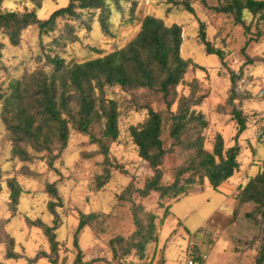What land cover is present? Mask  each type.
I'll list each match as a JSON object with an SVG mask.
<instances>
[{
	"label": "rangeland",
	"instance_id": "1",
	"mask_svg": "<svg viewBox=\"0 0 264 264\" xmlns=\"http://www.w3.org/2000/svg\"><path fill=\"white\" fill-rule=\"evenodd\" d=\"M68 1L41 0L40 9L36 10L37 19H47L53 11L65 7ZM131 1L124 7L123 18L111 10L109 36L103 35L93 23L88 36L80 33L77 42L69 46L66 58L82 63L123 48L136 36L141 21L147 16L161 20L167 27L180 26V55L190 62L184 81L195 80L206 96L199 107L208 122L203 148L211 153L213 140L220 135L224 148L236 144L240 152L239 170L226 183L217 190L205 183L201 192L170 203L161 224L164 208H159L157 196L146 199L134 196L135 204L157 218V241L150 245L143 261L132 258L129 261L131 264H186L188 251L194 249L206 254L207 260L203 264H256L258 234L243 218L250 207L242 208L236 215L233 212L237 187L253 177L264 162V22L259 23L258 29L252 24L250 34H244L230 17L213 12L214 0H206V6L193 2L192 15L181 7H174L169 0ZM132 7L135 20L124 22ZM0 9L23 12L34 10V6L29 0H2ZM199 23L204 24L209 42L228 53L222 61L207 56L203 47L198 45ZM257 30L261 35L254 41ZM1 42L0 87L10 77L16 78L32 69L31 58L38 51L37 30L32 27L25 30L19 47H10L5 39ZM232 75L237 77L233 85L237 98L234 105L245 119V130L238 137L237 125L231 119L229 108L225 107L232 88ZM178 91L187 94L184 86ZM110 96L122 101L116 90ZM154 110L167 122L169 116L163 105L156 104ZM119 111V137L108 145L106 160L87 136L70 131L66 148L61 153L35 155L32 162L22 163L11 157L10 144L0 123V264H73L77 253L73 236L79 214L98 216L76 237L83 263L117 264L109 251L108 241L114 235L128 236L133 224L130 204L116 198L128 186L142 188L146 178L151 176L148 166L138 158L128 132L129 127L143 122L146 114L144 111H130L123 103ZM163 142L165 147L170 142L166 131ZM179 164L176 156L166 157L161 167L164 182L171 181L173 170ZM106 171L109 180L97 190L94 180ZM10 179H14L21 189L16 205L9 200L7 182ZM49 185L54 186L61 199L62 206L55 209L56 216L48 211V204L55 201L47 192ZM46 228L53 229L54 249L45 236ZM262 229L261 237L264 236ZM252 240L255 243H251Z\"/></svg>",
	"mask_w": 264,
	"mask_h": 264
},
{
	"label": "trees",
	"instance_id": "2",
	"mask_svg": "<svg viewBox=\"0 0 264 264\" xmlns=\"http://www.w3.org/2000/svg\"><path fill=\"white\" fill-rule=\"evenodd\" d=\"M29 1L33 3L34 10L12 12L0 9V61L3 39L10 47L16 48L25 30L35 28L38 35V51L31 58L32 69L16 78L10 77L0 87V123L10 144L11 157L22 163H30L35 155L59 154L66 148L70 131H74L87 136L106 160L108 145L115 143L119 137L120 105L123 103L130 111H144V121L129 127L128 132L138 158L148 166L151 176L146 178L142 188L128 186L117 196L118 201L130 204L133 230L126 237L114 235L108 241L109 251L117 264H131V258L143 261L150 245L157 241V218L135 204L133 197L146 199L156 195L159 208H164L159 221L161 224L168 214L170 203L201 192L205 183L212 190H217L238 172L240 148L236 144L224 148L220 135L215 136L211 153L203 148L208 122L199 107L206 96L195 80L184 81L190 62L180 55V26L167 27L161 20L147 16L141 21L136 36L123 48L115 49L101 58L76 63L66 56L69 46L77 42L78 35L84 33L88 36L93 23H96L101 33L109 36L111 10L122 17L124 7L132 1L69 0L65 7L53 11L43 21L36 16L41 0ZM214 1L216 6L212 8L213 12L230 17L234 25L243 29L244 34H250L252 24L258 29L259 23L264 22L263 1ZM193 2L206 6V0H169L174 7H181L191 15L194 14ZM133 7L124 22L132 23L135 20ZM247 16L250 17L249 22ZM260 35L257 30L254 41ZM197 42L207 56L222 61L228 54L224 48H215L209 42L203 23L198 26ZM193 68L201 69L197 66ZM236 79L232 75V88L225 107L229 108L231 119L237 125L238 137L245 130V119L234 105L237 99L233 90ZM183 86L187 88L186 95L178 91ZM114 90L121 95V102L111 98ZM156 104L163 105L169 116L167 122L154 110ZM165 131L170 141L167 147L163 142ZM172 155L179 159L180 164L173 170L171 181L164 182L161 167L166 157ZM109 177L107 171L97 176L95 188H103ZM7 187L9 200L16 205L21 189L14 179L8 180ZM47 192L55 200L48 204V211L56 216L55 209L62 206L61 199L54 186H47ZM235 199L233 214L250 207L243 218L251 229L257 231L259 248L256 264H263L264 162L253 177L237 187ZM164 204L166 206L163 207ZM97 217V214H79L73 236V246L77 249L73 264H84L76 237ZM45 236L54 249L56 241L53 229L46 228ZM251 243H255V240ZM8 255L13 257L12 254ZM203 263L201 260L196 262Z\"/></svg>",
	"mask_w": 264,
	"mask_h": 264
},
{
	"label": "built area",
	"instance_id": "3",
	"mask_svg": "<svg viewBox=\"0 0 264 264\" xmlns=\"http://www.w3.org/2000/svg\"><path fill=\"white\" fill-rule=\"evenodd\" d=\"M205 253H197L194 249H190L186 255V264H196L197 261H206Z\"/></svg>",
	"mask_w": 264,
	"mask_h": 264
},
{
	"label": "crops",
	"instance_id": "4",
	"mask_svg": "<svg viewBox=\"0 0 264 264\" xmlns=\"http://www.w3.org/2000/svg\"><path fill=\"white\" fill-rule=\"evenodd\" d=\"M204 253V252H203ZM207 260V259H206ZM205 262V261H204Z\"/></svg>",
	"mask_w": 264,
	"mask_h": 264
},
{
	"label": "water",
	"instance_id": "5",
	"mask_svg": "<svg viewBox=\"0 0 264 264\" xmlns=\"http://www.w3.org/2000/svg\"><path fill=\"white\" fill-rule=\"evenodd\" d=\"M263 227V226H262Z\"/></svg>",
	"mask_w": 264,
	"mask_h": 264
}]
</instances>
